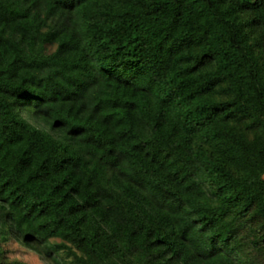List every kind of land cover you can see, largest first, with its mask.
I'll return each instance as SVG.
<instances>
[{"label": "trees", "instance_id": "obj_1", "mask_svg": "<svg viewBox=\"0 0 264 264\" xmlns=\"http://www.w3.org/2000/svg\"><path fill=\"white\" fill-rule=\"evenodd\" d=\"M264 264V0H0V264Z\"/></svg>", "mask_w": 264, "mask_h": 264}, {"label": "rangeland", "instance_id": "obj_2", "mask_svg": "<svg viewBox=\"0 0 264 264\" xmlns=\"http://www.w3.org/2000/svg\"><path fill=\"white\" fill-rule=\"evenodd\" d=\"M5 250L7 252L6 258L9 262H21L24 264H45L37 254L13 241L5 247Z\"/></svg>", "mask_w": 264, "mask_h": 264}]
</instances>
